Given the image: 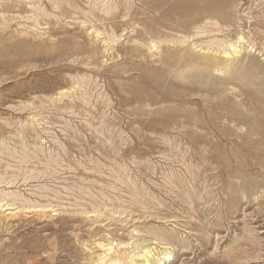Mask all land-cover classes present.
Here are the masks:
<instances>
[{"label":"rangeland","instance_id":"obj_1","mask_svg":"<svg viewBox=\"0 0 264 264\" xmlns=\"http://www.w3.org/2000/svg\"><path fill=\"white\" fill-rule=\"evenodd\" d=\"M105 263L264 264V0H0V264Z\"/></svg>","mask_w":264,"mask_h":264},{"label":"bare ground","instance_id":"obj_2","mask_svg":"<svg viewBox=\"0 0 264 264\" xmlns=\"http://www.w3.org/2000/svg\"><path fill=\"white\" fill-rule=\"evenodd\" d=\"M152 45H153V44H152ZM232 47H233V46H232ZM152 48H153V47H152ZM225 55H227V54H225ZM228 56H229V55H228ZM101 246H103V244H102ZM120 246H121V245H120ZM103 247H104V246H103ZM103 247H102V249H104ZM122 247H123V246H122ZM106 248H107V247H106ZM99 249H100V248H99ZM107 250H108V249H107ZM111 250H113V249H111ZM101 251H102V250H101ZM144 252H145V251H144ZM149 252H150V251H149ZM149 252H148V253H149ZM110 253H111V252H110ZM112 253H113V252H112ZM124 253H125V252H124ZM125 254H126V253H125ZM116 255H117V252H116ZM121 255H122V254H121ZM106 256H107V255H106ZM148 256H149V254H148ZM107 258H108V257H107ZM129 258H130V257H129ZM133 258H134V257H133ZM139 258H140V257H139ZM144 258H145V257H144ZM104 259L106 260V257H105ZM131 259H132V258H131ZM108 260H109V259H108ZM100 261H102V260H100ZM100 261H99V262H100ZM113 261H114V263H115V260H113ZM106 262H108V261H106ZM116 263H117V262H116ZM145 263H146V262H145ZM105 264H106V263H105ZM142 264H143V263H142Z\"/></svg>","mask_w":264,"mask_h":264}]
</instances>
